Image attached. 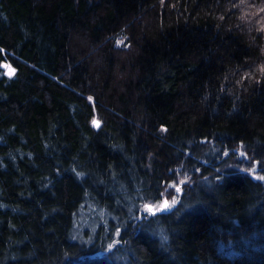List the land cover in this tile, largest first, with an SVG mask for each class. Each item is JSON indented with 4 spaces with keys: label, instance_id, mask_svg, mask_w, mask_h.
<instances>
[{
    "label": "trees",
    "instance_id": "1",
    "mask_svg": "<svg viewBox=\"0 0 264 264\" xmlns=\"http://www.w3.org/2000/svg\"><path fill=\"white\" fill-rule=\"evenodd\" d=\"M261 177L264 0H0V264H264Z\"/></svg>",
    "mask_w": 264,
    "mask_h": 264
},
{
    "label": "rangeland",
    "instance_id": "2",
    "mask_svg": "<svg viewBox=\"0 0 264 264\" xmlns=\"http://www.w3.org/2000/svg\"><path fill=\"white\" fill-rule=\"evenodd\" d=\"M178 198H164L161 201L147 203L143 206V211L147 213H154L157 211H164L172 208L177 202Z\"/></svg>",
    "mask_w": 264,
    "mask_h": 264
},
{
    "label": "bare ground",
    "instance_id": "3",
    "mask_svg": "<svg viewBox=\"0 0 264 264\" xmlns=\"http://www.w3.org/2000/svg\"><path fill=\"white\" fill-rule=\"evenodd\" d=\"M6 65V67H4L3 65ZM2 67L4 68V69H6L7 68V63L6 62H4L3 64H2ZM177 198H178V196H176Z\"/></svg>",
    "mask_w": 264,
    "mask_h": 264
},
{
    "label": "snow or ice",
    "instance_id": "4",
    "mask_svg": "<svg viewBox=\"0 0 264 264\" xmlns=\"http://www.w3.org/2000/svg\"><path fill=\"white\" fill-rule=\"evenodd\" d=\"M261 179H264V177H261Z\"/></svg>",
    "mask_w": 264,
    "mask_h": 264
},
{
    "label": "water",
    "instance_id": "5",
    "mask_svg": "<svg viewBox=\"0 0 264 264\" xmlns=\"http://www.w3.org/2000/svg\"><path fill=\"white\" fill-rule=\"evenodd\" d=\"M3 66H4V67H6V65H5V64H4Z\"/></svg>",
    "mask_w": 264,
    "mask_h": 264
}]
</instances>
